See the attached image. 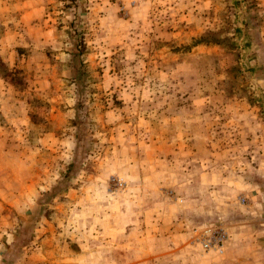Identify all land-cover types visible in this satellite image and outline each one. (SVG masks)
<instances>
[{
    "label": "rangeland",
    "instance_id": "1",
    "mask_svg": "<svg viewBox=\"0 0 264 264\" xmlns=\"http://www.w3.org/2000/svg\"><path fill=\"white\" fill-rule=\"evenodd\" d=\"M263 250L264 0H0V264Z\"/></svg>",
    "mask_w": 264,
    "mask_h": 264
},
{
    "label": "built area",
    "instance_id": "2",
    "mask_svg": "<svg viewBox=\"0 0 264 264\" xmlns=\"http://www.w3.org/2000/svg\"><path fill=\"white\" fill-rule=\"evenodd\" d=\"M194 240L205 252L221 254L224 251L228 235L222 225H206L195 231Z\"/></svg>",
    "mask_w": 264,
    "mask_h": 264
},
{
    "label": "crops",
    "instance_id": "3",
    "mask_svg": "<svg viewBox=\"0 0 264 264\" xmlns=\"http://www.w3.org/2000/svg\"><path fill=\"white\" fill-rule=\"evenodd\" d=\"M255 154V157H256V160H258V161H260V159H257L258 158V156H260V154H256V153H254ZM237 162V161H236ZM232 167H233V165H232ZM257 198H258V196H257ZM263 252H264V250H263Z\"/></svg>",
    "mask_w": 264,
    "mask_h": 264
}]
</instances>
